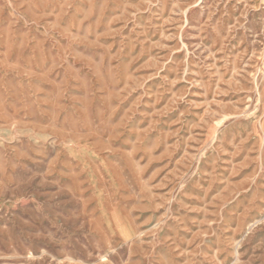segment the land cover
Listing matches in <instances>:
<instances>
[{"label":"rangeland","instance_id":"obj_1","mask_svg":"<svg viewBox=\"0 0 264 264\" xmlns=\"http://www.w3.org/2000/svg\"><path fill=\"white\" fill-rule=\"evenodd\" d=\"M0 264H264V0H0Z\"/></svg>","mask_w":264,"mask_h":264}]
</instances>
